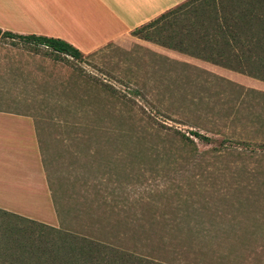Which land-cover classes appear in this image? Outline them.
I'll use <instances>...</instances> for the list:
<instances>
[{"label":"rangeland","instance_id":"obj_1","mask_svg":"<svg viewBox=\"0 0 264 264\" xmlns=\"http://www.w3.org/2000/svg\"><path fill=\"white\" fill-rule=\"evenodd\" d=\"M232 1L217 3L227 12ZM255 10L251 31L230 16L244 42L222 62L132 32L80 59L41 47L35 77L27 57L19 89L48 207L28 196L16 199L30 213L0 209V264H264V8Z\"/></svg>","mask_w":264,"mask_h":264},{"label":"crops","instance_id":"obj_2","mask_svg":"<svg viewBox=\"0 0 264 264\" xmlns=\"http://www.w3.org/2000/svg\"><path fill=\"white\" fill-rule=\"evenodd\" d=\"M185 1L0 0V30L60 38L89 53ZM27 51L0 43V209L15 213H30L17 199L36 196L48 207L49 196L35 120L24 109L25 93L19 89L26 58L33 62L34 77L35 59H41Z\"/></svg>","mask_w":264,"mask_h":264},{"label":"trees","instance_id":"obj_3","mask_svg":"<svg viewBox=\"0 0 264 264\" xmlns=\"http://www.w3.org/2000/svg\"><path fill=\"white\" fill-rule=\"evenodd\" d=\"M222 5V3H221ZM264 8L261 1L236 0L229 2L227 12L219 8L217 0H187L161 13L149 22L136 27L132 34L151 40L156 39L160 43L167 44L181 51L203 53L205 57L214 61L231 59L234 44L241 41L243 35L238 30H231V17L235 24L243 30L250 28V23L255 16L254 11ZM224 8V7H223ZM236 27H234L235 29ZM244 32V31H243ZM247 37V41L254 44L257 38L255 33ZM244 35L246 36L245 32ZM18 38L31 45L33 51L44 49L46 53L54 56L64 55L73 59H80L82 53L71 43L56 37L43 35H17L11 32L1 31L0 37ZM161 39V40H160ZM259 44V42H257ZM244 39L242 38V43ZM246 42V41H245ZM213 44V48L210 47ZM215 44V45H214ZM214 50H216L214 52ZM194 134L201 136L197 132ZM137 264H143L137 261Z\"/></svg>","mask_w":264,"mask_h":264}]
</instances>
